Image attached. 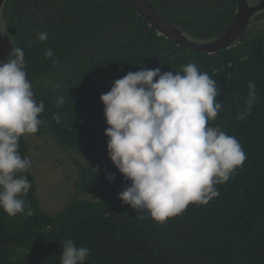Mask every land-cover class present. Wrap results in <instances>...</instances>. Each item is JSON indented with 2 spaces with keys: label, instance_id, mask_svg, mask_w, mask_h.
I'll return each mask as SVG.
<instances>
[{
  "label": "trees",
  "instance_id": "16d2710c",
  "mask_svg": "<svg viewBox=\"0 0 264 264\" xmlns=\"http://www.w3.org/2000/svg\"><path fill=\"white\" fill-rule=\"evenodd\" d=\"M186 38L206 43L236 22L238 0H147ZM250 4L263 0H247ZM3 35L25 50L27 79L45 110L37 137L83 158L72 193L58 212H46L36 178L22 198L33 214L7 215L0 209V264H60L65 239L90 249L85 264H264V11L251 20L229 49L194 51L162 35L147 18L117 0H4ZM48 33L40 42L38 34ZM51 48L53 65L45 56ZM198 64L213 78L222 109L212 127L234 136L246 153L243 166L208 204H189L164 223L135 211L118 194L130 186L107 154V128L100 97L113 82L144 67L180 72ZM257 101L246 120L248 82ZM59 84V90L52 87ZM65 103L58 107L57 96ZM61 116V122L53 119ZM19 152L29 158L28 140ZM114 175L111 182L107 179Z\"/></svg>",
  "mask_w": 264,
  "mask_h": 264
},
{
  "label": "clouds",
  "instance_id": "9594fccd",
  "mask_svg": "<svg viewBox=\"0 0 264 264\" xmlns=\"http://www.w3.org/2000/svg\"><path fill=\"white\" fill-rule=\"evenodd\" d=\"M45 42L48 33L37 36ZM45 56L52 59L49 48ZM53 65L59 59H52ZM25 50L12 49L7 62H0V209L9 216L33 214L22 198L32 188L23 173L31 160L19 152L21 137L47 126L41 114L43 101H37L27 79ZM59 90V84H53ZM245 107L237 120H246L258 97L254 82H248ZM217 82L198 64L181 66L180 72L161 73L159 67L128 72L101 95L107 125L109 159L130 186L118 194L122 203L135 211H146L157 223L182 214L189 204H208L219 196L216 185L227 182L246 160L239 141L212 127L222 109ZM58 107L65 103L59 95ZM53 119L61 122V116ZM109 182L114 175L107 177ZM87 247L65 239L60 264H85Z\"/></svg>",
  "mask_w": 264,
  "mask_h": 264
},
{
  "label": "rangeland",
  "instance_id": "374dc122",
  "mask_svg": "<svg viewBox=\"0 0 264 264\" xmlns=\"http://www.w3.org/2000/svg\"><path fill=\"white\" fill-rule=\"evenodd\" d=\"M26 138L30 170L36 178L42 205L46 212H58L72 193L79 172L77 162L84 160L76 153L62 150L49 137L27 134Z\"/></svg>",
  "mask_w": 264,
  "mask_h": 264
},
{
  "label": "water",
  "instance_id": "95a60500",
  "mask_svg": "<svg viewBox=\"0 0 264 264\" xmlns=\"http://www.w3.org/2000/svg\"><path fill=\"white\" fill-rule=\"evenodd\" d=\"M130 5L140 14L144 15L147 20L155 26L158 31L167 38L175 41L178 45L185 48L206 52L216 53L218 51L229 49L244 35L251 20L261 11H264V0L250 4L247 0H238L239 14L234 25L219 38L206 42H194L183 36L180 30L166 19L156 8L147 0H117ZM4 0H0V11ZM12 44L8 35H3L0 26V62H7L12 52Z\"/></svg>",
  "mask_w": 264,
  "mask_h": 264
}]
</instances>
